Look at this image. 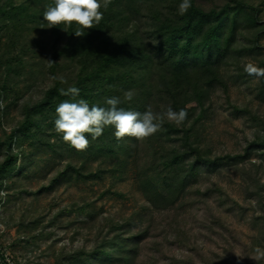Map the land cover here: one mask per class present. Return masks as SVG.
<instances>
[{
    "label": "rangeland",
    "instance_id": "obj_1",
    "mask_svg": "<svg viewBox=\"0 0 264 264\" xmlns=\"http://www.w3.org/2000/svg\"><path fill=\"white\" fill-rule=\"evenodd\" d=\"M225 1L198 4L208 10ZM246 1L260 8V33L239 28L240 45L220 71L226 86L210 88L203 108L192 102L177 110L182 101L166 94L161 79L153 72L145 77L138 99L150 105L143 112L136 153H88L80 150L84 140L49 125L50 118L33 119L30 132L38 136L14 141L13 152L22 154L12 174L2 176L0 264H68L69 255L107 241L114 228L138 238L129 264H264V0ZM5 24H0V62L13 51L25 67L7 74L0 66V86L7 83L9 89L0 98V142L24 120L25 104L37 103L54 85L49 28L27 37L20 33L13 48ZM72 74L73 67L66 68L64 76L72 79ZM152 133L149 155L146 137ZM39 138L46 142L39 145ZM172 147L208 163L199 165L175 204L156 209L137 179ZM5 155L6 147L0 146V164ZM120 159L127 161L121 172ZM67 167L82 169L54 182ZM99 169L103 173L94 177Z\"/></svg>",
    "mask_w": 264,
    "mask_h": 264
},
{
    "label": "trees",
    "instance_id": "obj_2",
    "mask_svg": "<svg viewBox=\"0 0 264 264\" xmlns=\"http://www.w3.org/2000/svg\"><path fill=\"white\" fill-rule=\"evenodd\" d=\"M260 12L246 0H226L220 8L208 10L198 0H0V24L9 22L5 30L12 39L8 38V47L16 48V36L24 31L27 37L49 28L53 42L48 70L54 80L40 101L25 104L24 120L0 142L6 147L0 187L2 176L12 174L22 154V150L13 152L14 141L38 136L30 132L34 118H50L49 125L61 126L67 135L84 140L80 150L85 152L95 149L106 157L136 153L143 112L150 105L138 99V92L145 88L150 72L161 79L166 94L182 101L175 105L177 110L192 102L203 108L209 89L224 84L220 71L240 45L239 28L260 33ZM2 60L0 66L7 74H19L25 67L24 58L13 51ZM69 66L72 79L64 76ZM261 66L263 75L264 61ZM8 90L7 83L2 84L0 98ZM164 134L168 138L170 132ZM154 137V133L146 137L149 155ZM44 142L39 138V145ZM126 163L120 159L117 170L121 172ZM207 163L196 153L172 147L139 173L137 183L154 208L165 209L180 199L199 165ZM72 168L67 167L54 182L82 169ZM102 173L99 169L94 177ZM125 234L114 228L107 241L69 255L68 264H129L138 238Z\"/></svg>",
    "mask_w": 264,
    "mask_h": 264
}]
</instances>
